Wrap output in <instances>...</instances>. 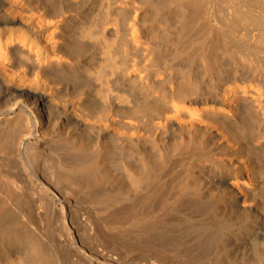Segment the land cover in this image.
<instances>
[{
  "label": "bare ground",
  "instance_id": "6f19581e",
  "mask_svg": "<svg viewBox=\"0 0 264 264\" xmlns=\"http://www.w3.org/2000/svg\"><path fill=\"white\" fill-rule=\"evenodd\" d=\"M0 264H264V0H0Z\"/></svg>",
  "mask_w": 264,
  "mask_h": 264
}]
</instances>
